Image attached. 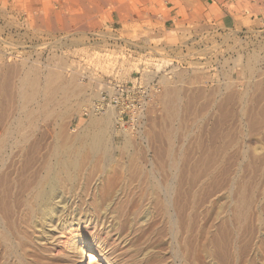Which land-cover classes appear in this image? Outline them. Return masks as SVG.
Wrapping results in <instances>:
<instances>
[{
  "label": "rangeland",
  "instance_id": "rangeland-1",
  "mask_svg": "<svg viewBox=\"0 0 264 264\" xmlns=\"http://www.w3.org/2000/svg\"><path fill=\"white\" fill-rule=\"evenodd\" d=\"M65 1L70 3V5L67 6L68 9L66 8L67 10H65L67 14L77 15L82 13L81 9L78 10L77 7L73 8L71 5L77 4L79 0ZM76 22V20L73 21V28L71 30L70 28L67 29L68 34L66 33L65 35L55 36L50 42L47 41V35L25 33L23 30L15 29V27L8 23L6 25L4 20L0 19V145L4 143L8 144V146H12V144L20 141L21 144L26 143L27 145H31V149L28 154L32 157L47 158L59 150H68L67 155L72 153V155L75 154L79 158L89 160L113 159L116 161H123L129 165L126 168L127 171L128 168L129 170L131 168L133 173L139 171L137 172L138 175L136 177H129L130 179L122 177L120 174H110L111 176L109 177L102 175L99 177L103 180L102 183L107 182L105 187L108 191L114 194L112 197L113 202H115L114 208L118 211V209L122 207L120 204H123V202L129 207V210L125 208L128 210L127 213L129 212L128 223L125 224L123 229L119 224L114 225L113 227V232L120 234L121 239L124 240L123 243L117 241V243L114 244L111 242L114 246L116 245V253L123 254V258L127 264H169V242L167 240L165 241V239H160L157 234V236L155 235V227L159 221L158 218L160 219V208L158 209L159 205H157L159 197H154V195L147 193L141 198L139 195L140 192L137 193V190L143 188L146 190L147 187L151 188L152 175L155 173L156 175H160L161 173L162 177L168 175L169 172L172 171L169 170L171 159L177 162L174 172V175L177 174V177L175 176V182L176 186H178L176 187L177 192L180 194V197H178L179 203L177 205L179 207L187 206L186 203L188 204L189 202L192 206H188L193 208L196 207L195 209H198L199 211L202 209L203 213L197 216L199 219L195 217L197 222L199 221L198 223L201 222L202 224H210L213 220L217 219V211H232L233 209L238 208L241 204L242 207L248 211V215L254 211L250 214L249 221H253L252 219L254 218V220H256V218L260 217L259 213H261V219L264 220V88H262L264 87V33L254 36L252 39L241 38L237 35V33L233 34V32L228 33L227 35H220L218 33L217 35L212 36L211 44H207L204 49L200 48V45L203 42L199 40L198 43L195 44L198 49L195 51L189 50L186 54H183V51H180L177 55H174L176 51L173 48H165L166 46L163 45L161 40L155 39V37L151 35L148 36L147 44L142 45L141 37L147 35L145 33L146 31H143L142 35L133 33L128 34L127 37L120 36L123 42L126 43H123L122 45H129L130 43L135 44L137 49L134 51L129 50L126 46L122 47L120 42L118 44L112 43L109 41V38L111 37L107 38V35L102 34L100 37L102 39V46H98V51L94 52L95 56L98 57H95L98 62L95 63L91 61L90 65H95V67H97L103 75H108L124 82L133 81L135 76L139 75L136 74V72L147 76L157 75L158 79L161 81L163 89L166 88V84L163 86L165 83L163 80L164 78L174 77L172 79L176 80L177 72L179 73L180 70L183 71V73L187 72L188 75V77L186 76L183 79L184 82H177V88H180L178 89L181 97L179 100L180 104L177 106L178 111H176L179 114L176 113L177 115H174L177 117L169 115L165 97H162L165 96L166 91L162 89V98L160 97L156 105L152 107L150 113L145 117L144 128L141 133L127 135L115 127V120L114 118H111V122L113 120L114 124L112 125V123H110L111 125L109 124L110 126L107 127L108 131L106 134L107 139H109L107 142L109 150L106 151L102 148H96L93 150V146H89L91 145V142H89L91 136L89 135L91 133L93 134L95 130V122L92 121V117H104L105 115L102 113L93 114L94 116H92V114H85V107L99 97L98 95H100L99 88L101 83L96 81L92 82L91 80L82 81L81 78L79 79L78 77H80V74H78L79 71L76 69L75 62L78 56L85 51V45L90 39L89 34L94 32L99 33L101 30L91 27L82 31L81 29L76 28ZM61 31H65V29L61 28ZM218 37H221V42L218 41ZM111 40L113 41V39ZM70 41L74 44L69 45L66 48L62 47L63 43H69ZM41 43H45L43 44L44 46H41ZM158 47H162V49ZM11 52L21 53L20 58L8 59L7 54ZM252 55L257 58H253ZM27 56H30L29 61L27 60ZM246 58L247 60L251 59L252 62L250 60L247 62ZM25 59L27 63L24 62ZM115 62L117 64L114 65ZM247 63L250 64L251 68L254 67L252 68V70L254 69L253 71L247 68L249 66ZM67 65L70 68H68ZM71 65H73L72 68ZM245 65H247V67H245ZM28 69H30V71L35 70L34 75L38 77V83L36 85L39 88V94L36 95L37 100L31 102L28 101L25 105H22L20 104V94L24 92L23 90L26 89L25 87H28L29 83H23L20 81ZM170 69H174L172 74ZM53 71H59L61 74L59 72H57L58 74L53 73ZM165 73H168V76ZM258 74L262 76L260 77ZM197 78L199 79L198 81H196ZM58 79L60 80L58 81ZM235 80L236 82H234ZM63 81H76V84H78L79 87L75 85L77 87V96L75 99L73 98V100L66 106L62 105L59 107L51 105L50 107L53 106L51 109L50 107L48 109L43 108L41 104L49 95L47 88L50 89L57 86L63 83ZM255 81H258L257 83L260 85L257 86ZM191 82H194V85ZM163 92L165 94H163ZM184 95H186L187 98ZM218 109H220V111ZM27 110L31 111L29 116L31 118L25 119L26 121L22 124L26 134L22 140V137L15 139L12 135L7 133L9 132V129L17 125L16 118L24 116V112ZM250 111L252 113H250ZM155 130L158 131L159 134H157L158 132H155ZM170 130L171 132H169ZM165 131H168L171 135L167 134ZM85 134H87L89 138L84 137ZM166 137H168L169 141ZM127 139L130 143L129 141L127 142ZM218 139L221 140L219 141ZM127 143L129 144L127 145ZM17 151L18 149L13 148V151L10 150L7 154H11V156H19L22 154ZM131 166H134V168ZM151 168L155 170H152ZM148 169L152 172L147 173ZM121 170L124 172L123 169ZM166 171H169L168 174ZM148 175L151 176L149 177ZM161 175L159 177H161ZM180 175L183 176L181 177ZM127 180L129 181L127 182ZM112 182H114L113 185ZM125 189L128 192L125 193ZM116 191H120L122 193L120 195L123 196L122 199L117 198L118 200H115L117 195ZM187 196H191V198H188ZM184 199L186 201L188 199V201L185 202ZM137 203H139L138 205L140 206V210L138 209L139 206ZM180 203L183 205H180ZM155 204L157 207H155ZM137 209L139 211H137ZM210 209H212L211 212L209 211ZM202 218H204V220L206 218V222L202 220ZM145 219L148 220L145 221ZM51 249L53 253H57V251L59 252V248L52 247ZM198 251L196 252L198 257L195 254L196 264H209L203 257V252ZM146 257L148 258L145 259ZM197 261H199V263ZM97 262L102 264L101 259Z\"/></svg>",
  "mask_w": 264,
  "mask_h": 264
},
{
  "label": "bare ground",
  "instance_id": "bare-ground-1",
  "mask_svg": "<svg viewBox=\"0 0 264 264\" xmlns=\"http://www.w3.org/2000/svg\"><path fill=\"white\" fill-rule=\"evenodd\" d=\"M81 3H83V2H81ZM114 5H115V3H114ZM85 7H86V4H85ZM30 9L31 8H29V10ZM97 9L99 11V7ZM123 9H124V4H123ZM78 10H79V8H78ZM89 12H91V11H89ZM100 12H101V10H100ZM79 15L80 14H78V16ZM40 16H42V14ZM78 16H76V17H78ZM82 17L84 18V16H82ZM145 17H146V15H145ZM72 18H74V16ZM73 20H75V19H73ZM53 22H55V20ZM52 24H54V23H52ZM6 25H7V23H6ZM195 25H197V24H195ZM36 26H38V25H36ZM42 26H44V24H42ZM66 26H69V25H66ZM201 26H203V25H201ZM69 27H67V28H69ZM81 27H79V28H81ZM234 33L235 32H233V34ZM201 36H202V34H201ZM227 38H228V36H227ZM12 44H14V43H12ZM43 44H45V43H41V46H44ZM9 46H11V45H9ZM170 46H172V45H170ZM13 47H15V46H13ZM158 48H160V47H158ZM262 48H263V46H262ZM160 49H162V47ZM102 50H104V49H102ZM157 52H158V50H157ZM103 53H104V51H103ZM251 54H253V53H251ZM257 54H258V52H257ZM253 55H252V57H253ZM249 56H251V55H249ZM2 57H4V56H2ZM29 57L27 59L28 61H29ZM95 57L98 58L97 56H95ZM179 58H181V57H179ZM255 58H257V57H255ZM22 60H23V58H22ZM246 60H247V58H246ZM249 60L251 61V59H249ZM249 60H247V62ZM24 62L27 63L26 59L24 60ZM96 62H98V61H96ZM197 63H198V61H197ZM255 63H256V61H255ZM115 64H117V63L115 62L114 65ZM247 64L249 66L247 67V65H245V67H247L249 70L253 71L254 69L252 70V68H254V67L251 68L250 64L249 63H247ZM25 65H27V64H25ZM45 65H47V64H45ZM240 65H241V63H240ZM72 66L73 65H71V68H72ZM33 67H34V65H33ZM68 68H70V67L68 66ZM30 69L26 70L24 76L22 77V79L20 81L23 83L24 82L29 83L28 87H25L26 89L23 90L24 92L22 94H20V98H21L20 104H22V105H25V103H27L28 101L31 102V101L37 100L36 95L39 94V88L36 85L38 83V77L36 75H34L35 70L30 71ZM34 69H36V68H34ZM50 69H52V68H50ZM177 69H179V68H177ZM13 70H15V69H13ZM71 70H74V69H71ZM173 70H171V74H172ZM175 71H176V69H175ZM177 71H179V70H177ZM57 72H59V71H57ZM57 72L53 71V73H57ZM108 73H109V71H108ZM258 73H260V72H258ZM153 74H154V72H153ZM61 76H63V75H61ZM186 76L188 77L187 72L183 73V71L180 70L179 73L177 72L176 80L172 79V78H174L172 76H171L172 78L167 77V78L163 79L165 82L163 84V86L166 84L167 90L165 87H164L165 89L162 88L163 90L166 91V94L163 92V94H165V96H162V97L163 98L165 97V100L167 103V104L166 103L165 104L168 106L167 110H168V113L170 116L172 115L173 117H177L174 115L177 113L176 111H178L177 106H179L178 104H180L179 100L181 98L179 95V89L180 88L179 87H178L179 89L177 88V82H179V83H180V81L184 82L183 79ZM191 76H192V74H191ZM258 76H260V74H258ZM57 78H59V77H57ZM76 78H77V76H76ZM78 78L80 79V77H78ZM189 78H191V77H189ZM195 78H196V76H195ZM198 78H199V75H198ZM198 78L196 81L199 80ZM59 80L60 79H58V81ZM72 80H73V78H72ZM230 80H231V78H230ZM257 80H258V78H257ZM193 81H194V78H193ZM207 81H208V79H207ZM48 82H51V81H48ZM74 82L73 81H66V82L63 81V83H61L57 86H54L52 88L47 86L50 88V89L47 88L49 95L47 96V98L44 99L41 106L43 108L48 109L51 105H53V106L56 105L59 107L62 105L63 106L68 105V103H70L73 100V98L75 99V97L77 96V87L75 85L78 86V84H76V81H74ZM225 82H227V81H225ZM234 82H236V80ZM171 83H174V84H171ZM228 83H227V85H228ZM192 84L194 85V82ZM256 85L259 86L260 84L258 85V83H257ZM43 88H44V86H43ZM262 88H264V87H262ZM44 90H46V89H44ZM184 96L186 97V95H184ZM192 96H194V95H192ZM189 100H190V98H189ZM38 103H40V102H38ZM188 103H186V104H188ZM186 104H185V106H186ZM52 107H50V109ZM206 107H207V105H206ZM250 107H251V105H250ZM250 107H248V108H250ZM241 108H242V106H241ZM190 110H191V108H190ZM218 110L220 111V109H218ZM260 110H261V108H260ZM204 111H206V110H204ZM251 111H250V113H252ZM30 113H31V111L27 110L24 112V114H25L24 116L17 117V118L15 117L17 119L16 120L17 125L12 127L11 129H9V132L8 133L6 132V133L12 135L15 139H19L20 137H22L21 138V140H22L26 134L24 132V128H23L22 124L24 123V121H26L25 119L31 118V117H29ZM101 113L105 116L104 117H98V116L92 117V121L95 122V130L93 129L94 130L93 134L91 133L89 135V133H88V135L91 136V139L89 141V142H91L90 143L91 145H89V146H93V150H95L96 148H99V149L102 148V149L108 151L109 145L107 144V142L109 139H107V134H106L108 131L107 127L111 125L110 123H112V125L114 124L113 120L111 122V118H114V120H115L116 115H115L113 107H108L104 111L100 112L99 114H101ZM47 114H49V113H47ZM177 114H179V113H177ZM260 114H263V113H260ZM55 115H57V114H55ZM89 115H91V114H89ZM92 116H94V115L92 114ZM49 117H51V116H49ZM53 117H54V115H53ZM260 117H257V118H260ZM218 119H219V117H218ZM115 123H116V121H115ZM251 124H250V126H251ZM172 128H173V126H172ZM85 131H87V130H85ZM155 132H158V131L155 130ZM165 132H167V134L171 135L169 133V132H171V130L169 132L168 131H165ZM157 134H159V132ZM86 135L87 134H85L84 137L87 138L88 135L87 136ZM173 135H174V133H173ZM84 137H83V139H84ZM219 137H220V135H219ZM110 138H111V136H110ZM166 138L168 139V137H166ZM80 139H81V137H80ZM128 141L129 140L127 139V142ZM168 141H169V139H168ZM215 141H217V140H215ZM80 142H82V141H80ZM129 143H130V141H129ZM129 143H127V145ZM9 146H11V145H9ZM9 146H8V144H4V143H2V145H0V264H99L97 261L100 259L102 260V264H127L123 258V254H117L116 253L117 249L115 248L116 245L114 246L111 242H113L114 244L117 243V241L123 243L124 240L121 239L120 234L113 232V227H114V225L119 224L122 229L124 228L125 224L128 223V218H129L128 213L129 212L127 213V211L129 210V207L127 204H124V202H123V204H120V205H122V207H120L117 211V209L114 208L115 202H113V198H112L114 194H112L110 191H108V189L105 187V184L107 182L102 183L103 180H101V178H99V177L102 175H104L105 177H109V176H111L110 174H113V175L114 174L115 175L120 174V175H122V177H125V178L131 177L132 178V177H136L138 175L137 172H139V171H137L136 173H133L131 168H130V170L132 172L129 170V168L127 171L126 168L129 165H127L128 163L123 162V161H116L113 159L89 160V159H85V158H79L75 154L72 155V153L67 155L68 150L67 151L59 150V151L55 152L52 156H49L47 158H45V157L36 158V157L29 156V154H28V152L31 149V145H27L26 143L21 144L20 141H17L15 144H12L11 147H9ZM169 146H170V144H169ZM13 148L18 149V151L20 153H22L23 155L20 154L19 156H13V155L11 156V154H7L8 151H10V150L13 151ZM160 148H162V147H160ZM89 152H91V151H89ZM99 153H97V154H99ZM161 153H162V151H161ZM87 156H88V153H87ZM135 162H137V161H135ZM155 162H157V161H155ZM158 163H159V161H158ZM176 164H177V162L175 160L171 159V162L169 164V167H170L169 170H172V171L171 172L168 171L169 174L166 171L168 175H166L165 177H162V175L160 173V175L162 177L161 178V177H159L160 176L159 174L156 175V173H155L152 175V181H151L152 186H151V188L147 187L146 190L144 188L137 190V193L140 192L139 195L141 196V198L144 195H146L147 193L154 195V197L160 198V199L158 198V203L155 200L157 205H159L158 209L160 208V212H159L160 215L158 214L160 216V219L158 218L159 221L156 220V221H158L157 224L155 222V224H156L155 235L157 234L160 239H165V241L167 240L169 242V250H170L169 251L170 261H168L169 264H178V263H180V264H196L195 254L198 250L203 252V254H204L203 257L207 260V262L209 264H264V220L261 219V213H259L260 217H258L256 214V216L258 217V218H256V220H254L255 218L254 219L251 218L253 221H249L250 220L249 219L250 214L254 211H252L251 213L249 212L250 214L248 215V211L245 210L241 204L238 206V208H235L232 211H229V210L217 211V209H216L217 212L216 211L215 212L217 215V219L214 218L215 220H213V222L210 221L211 222L210 224L209 223H205V224L203 223L202 224L201 222L198 223L199 221L197 222L195 217L197 218L198 215L203 213L202 209H200L201 211H199L198 209H195L196 207L195 208L190 207L192 205H190L189 202H188V204L186 203L187 206L179 207L177 205L179 203L178 197H180L179 196L180 194L177 192L176 187H178V186H176V182H175V176L177 174L174 175L175 174L174 173L175 168L177 166ZM180 164H183V163H180ZM134 166H131V167L134 168ZM140 166H141V163H140ZM166 167H167V165H166ZM154 168H156V167H154ZM159 168H161V167H159ZM121 169H123L124 172H122ZM152 170H155V169H152ZM145 171H147V170H145ZM148 172L151 173L152 171L150 172L148 169L147 173ZM145 176H147V175H145ZM148 176L150 177L151 175H148ZM119 178H120V176H119ZM142 178H143V176H142ZM128 181L129 180H127V182ZM113 183L114 182H112V185H113ZM112 189H113V187H112ZM121 189H123V188H121ZM191 191H192V189H191ZM118 192H119V194H118ZM118 192H117V195L115 197V200H118L117 198L122 199V197H123V196H120L122 193L120 191H118ZM124 192L126 193L128 191L125 189ZM191 194H192V192H191ZM183 197H181V198H183ZM189 197L191 198V196H189ZM121 201H119V202H121ZM187 201H188V199H187ZM187 201L185 200V202H187ZM132 202H134V201H132ZM180 202H182V201H180ZM127 203H128V201H127ZM138 204L139 203H137V205ZM180 205H183V204L180 203ZM188 205H190V206H188ZM134 207H135V205H134ZM155 207H157L156 204H155ZM125 208H127L128 210H126ZM139 208H140V206L138 207V209ZM132 209H133V207H132ZM138 209H137V211L140 210V209L139 210ZM211 210L212 209H210L209 211L211 212ZM135 211H136V209H135ZM204 212H205V210H204ZM212 213H213V211H212ZM255 213H256V211H255ZM214 215H215V213H214ZM251 216H253V215H251ZM253 217H255V216H253ZM197 219H199V218H197ZM146 220H148V219H145V221ZM202 220H204V218H202ZM204 221L206 222V218ZM52 247L59 248V252L57 251V253H53L52 249H51ZM127 247H128V245H127ZM127 247H126V249H127ZM106 250H107V252H106ZM196 256H197V254H196ZM147 258L148 257H146L145 259H147ZM197 262L199 263V261H197Z\"/></svg>",
  "mask_w": 264,
  "mask_h": 264
},
{
  "label": "crops",
  "instance_id": "crops-1",
  "mask_svg": "<svg viewBox=\"0 0 264 264\" xmlns=\"http://www.w3.org/2000/svg\"><path fill=\"white\" fill-rule=\"evenodd\" d=\"M79 1L71 4L73 8L82 10L79 16L76 15L78 18L67 14L65 10L70 3L65 0H0V19L25 33L47 35V41L50 42L55 36L68 34L67 29L72 28L75 20L77 28L82 31L95 27L123 37L133 33L142 35L146 31L147 35L141 37L142 45L147 44L148 36L151 35L161 40L165 48H173L176 51L174 55L180 51L183 54L189 50L195 51L198 49L195 43L199 40L203 42L200 48L204 49L207 44H211L212 36L218 33L226 35L233 31L241 38L249 39L264 33V0ZM62 27L66 28L65 31H61ZM218 41H222L221 37H218ZM63 44V48L73 45L71 41Z\"/></svg>",
  "mask_w": 264,
  "mask_h": 264
},
{
  "label": "built area",
  "instance_id": "built-area-1",
  "mask_svg": "<svg viewBox=\"0 0 264 264\" xmlns=\"http://www.w3.org/2000/svg\"><path fill=\"white\" fill-rule=\"evenodd\" d=\"M102 34L107 35V38L111 37L109 41L112 43L120 42L122 47L126 46L131 51L137 49L134 43L122 45L124 43L122 38L112 32L100 31L89 34L90 39L85 45V51L75 61L76 69L82 81H96L101 83V86L99 97L85 107V114H98L108 107H113L116 115L115 127L127 135H135L142 131L145 117L159 101L162 84L157 76H147L139 72H136L139 75L135 76L133 81L124 82L103 75L95 65H90L91 61L96 62L94 52L98 51V46H102L100 38ZM7 55L8 59L20 58L19 52H11Z\"/></svg>",
  "mask_w": 264,
  "mask_h": 264
}]
</instances>
